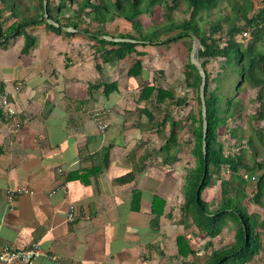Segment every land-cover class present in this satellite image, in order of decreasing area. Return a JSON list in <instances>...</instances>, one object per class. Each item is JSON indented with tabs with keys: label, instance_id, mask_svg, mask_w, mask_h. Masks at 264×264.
<instances>
[{
	"label": "crops",
	"instance_id": "1",
	"mask_svg": "<svg viewBox=\"0 0 264 264\" xmlns=\"http://www.w3.org/2000/svg\"><path fill=\"white\" fill-rule=\"evenodd\" d=\"M1 1L7 30L20 19L10 16L11 0ZM19 1V9L32 12V0ZM106 29L115 38L133 33L120 18ZM27 33L35 40L27 51L24 35L0 39V251L39 243L42 255L33 264L193 260L180 254L177 241L183 236L194 252L201 246L181 211L194 165L192 133L182 138L185 124L179 147L164 154L169 127L160 126L164 113L156 97L168 90L187 100L181 113L194 108L185 83L187 40L168 48L139 45L141 55L104 63L97 44L84 35L57 34L44 24ZM136 60L141 70L131 75ZM145 88L154 95L142 99ZM3 97L14 115L1 105ZM166 105L176 111L172 100ZM210 189L203 192L207 202ZM9 190H27L16 194L13 211Z\"/></svg>",
	"mask_w": 264,
	"mask_h": 264
},
{
	"label": "trees",
	"instance_id": "2",
	"mask_svg": "<svg viewBox=\"0 0 264 264\" xmlns=\"http://www.w3.org/2000/svg\"><path fill=\"white\" fill-rule=\"evenodd\" d=\"M4 5L6 0L1 1ZM32 12L19 0H11V17L20 21L4 30L0 11V39L8 42L19 35L26 38L24 50H29L35 40L27 29L44 24L57 34L68 36L84 35L97 44V52L103 55L104 63H114L128 55L141 53L139 45H156L168 48L182 40L197 36L201 42L198 59L207 74L205 96L207 103V153L202 149L203 119L199 88L201 77L197 68L190 62L191 46L188 48L185 67V83L191 88L196 99L198 111L192 109L186 118H177L180 107L187 104L185 98L176 99L173 92L159 90L157 104L164 113L160 126H168L169 134L161 151L170 155L180 145L178 135L188 121L191 136V155L193 168L188 172L183 186L181 206L183 217L191 221L194 236L201 242L206 257L201 252L189 249L185 238H177L181 255L194 259L183 264H251L264 249V0H48L47 11L52 20L60 27L48 25L44 18V0H32ZM18 9V12L16 11ZM4 11V10H3ZM148 14H151L149 17ZM117 18L132 24L133 33L120 34L119 38L138 40L139 43L109 42L100 40V36H110L107 25ZM64 28H74L75 32H66ZM222 59L229 70L237 75L241 85L257 91L259 103L256 113L249 120L251 126L247 142L240 134V128L230 129L233 152L225 154L226 147L218 140L221 128L228 127L231 119L242 111L241 101L235 96H221V86L209 90L211 74L209 67ZM141 70L140 60H136L130 74ZM154 95L153 88H145L142 99ZM223 97H226L224 100ZM176 99V100H174ZM174 102L175 110L169 109L166 101ZM224 102V103H223ZM240 134V135H239ZM237 150V151H236ZM207 170L203 186L197 198L199 183ZM222 168L229 174L228 179L220 181V197L214 202L203 199V192L214 186L213 176ZM260 171V174H255ZM250 190V193H249ZM236 194V195H235ZM244 200H248L254 209H249ZM216 205L213 210V205ZM232 223L235 234L234 243L216 247L214 239L219 237ZM246 229V230H245ZM248 238L246 239V234ZM185 249V250H184ZM264 264V263H262Z\"/></svg>",
	"mask_w": 264,
	"mask_h": 264
},
{
	"label": "rangeland",
	"instance_id": "3",
	"mask_svg": "<svg viewBox=\"0 0 264 264\" xmlns=\"http://www.w3.org/2000/svg\"><path fill=\"white\" fill-rule=\"evenodd\" d=\"M151 14H148L147 16L149 17ZM187 46L188 48L190 46H192V42L190 40L187 39ZM209 71L211 74V81H210V86H209V90L210 91H214L216 88V85L218 84V80H221V82H219V85L221 86V91L219 92V94L221 96H235L236 98H239L241 101V108L242 111L235 117V119H231L229 122L228 127H224L221 128L218 132V140L224 144V146L226 147L225 150V154H228L229 152H233L232 149V144L235 142V139H231L230 137V129L232 128H240L241 132L240 134H242L244 136V141L243 142H247L249 139L250 134V129L251 126L253 124H255L252 121L249 120L250 116H253L256 111L257 108L259 106V103L256 99V95H257V91L255 89H250L248 88L247 84H242L241 85V89L242 91H237L236 86H238L237 84H240L239 79L237 78V75L233 72H231L229 70V67L224 63V61L222 59H218L217 61H215L210 67H209ZM223 99L225 100L226 97H223ZM194 105H192L193 110L195 111V113H197L198 111V107H197V103H196V99L194 98ZM224 103V102H223ZM191 109V108H190ZM189 108L186 110L187 111V115L185 112L182 111L183 108L181 109L182 113L180 112V110H178V114L176 115L177 118H181L184 117L186 118L189 114ZM189 124L190 122L188 121L187 123V129L185 131V133H183L182 138H189L190 135V131H189ZM264 123H259V126H263ZM239 134V135H240ZM237 151V150H236ZM259 161L264 162V157H261L259 159ZM260 171H256L255 174H260ZM229 178V174L228 172L225 170V168H222L221 171L219 172V174H215L213 176V180H214V186L211 187V191L208 194V197L206 196V199L209 198V202H211V200H218V198L220 197V181L223 179H228ZM250 193V190H249ZM236 195V194H235ZM212 201V202H214ZM244 204H246V206L253 210L254 206H252V204H250L248 202V200H244ZM216 205L214 204L212 209L214 210L216 207ZM261 215H262V219L264 220V210H261ZM234 234H235V229L232 225V223H230V225L228 227H226V229L224 230V232L217 238L214 239V245L216 247H220L223 245H231L234 243ZM198 245H195V249L196 252H201L202 253V259H199V262L204 260V258L206 257V253L203 252L202 247L200 246L199 243H197ZM264 263V249L261 251L260 256H258V258L253 261L251 264H262Z\"/></svg>",
	"mask_w": 264,
	"mask_h": 264
},
{
	"label": "water",
	"instance_id": "4",
	"mask_svg": "<svg viewBox=\"0 0 264 264\" xmlns=\"http://www.w3.org/2000/svg\"><path fill=\"white\" fill-rule=\"evenodd\" d=\"M48 7V0H44V18L46 19V22L48 25L55 26V27H60L59 23L55 22L52 20L49 16V13L47 11ZM66 32H75L74 28H64ZM100 40H106L109 42H116V43H122V42H130V43H139L140 41L138 40H131V39H124V38H115L112 36H100ZM201 47V42L197 36H192V48L190 51V62L192 65H194L201 77V84L199 88V96H200V101H201V112H202V119H203V140H202V149L204 156H206L207 153V129H208V120H207V103H206V96H205V88H206V83H207V74L202 67L197 53L199 48ZM207 170L205 168L204 174L202 176V179L199 183L198 190H197V198H199V192L203 186L205 177H206ZM246 230V229H245ZM246 239L248 238L247 233Z\"/></svg>",
	"mask_w": 264,
	"mask_h": 264
},
{
	"label": "built area",
	"instance_id": "5",
	"mask_svg": "<svg viewBox=\"0 0 264 264\" xmlns=\"http://www.w3.org/2000/svg\"><path fill=\"white\" fill-rule=\"evenodd\" d=\"M1 105L11 116L15 114V110L12 109L5 97L1 99ZM107 128L106 124L101 125V129ZM27 190H9L7 192V201L9 210L13 211L15 206V196L19 193H24ZM77 219L73 206H70L68 212L69 222H73ZM42 255V247L39 243H34L30 247L23 250H14L8 247H4L0 251V264H33Z\"/></svg>",
	"mask_w": 264,
	"mask_h": 264
}]
</instances>
